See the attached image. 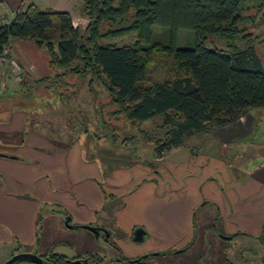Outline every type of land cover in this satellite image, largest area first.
Segmentation results:
<instances>
[{
  "label": "trees",
  "instance_id": "16d2710c",
  "mask_svg": "<svg viewBox=\"0 0 264 264\" xmlns=\"http://www.w3.org/2000/svg\"><path fill=\"white\" fill-rule=\"evenodd\" d=\"M248 1L82 0L78 12L89 20L84 29L68 10L30 4L0 24V58L5 52L9 56L15 38L45 48L53 73L34 80L37 90L45 83L49 89L64 86L58 91L61 99L78 104L79 84L85 83L99 99L94 111L115 141L120 127L113 120L123 116L130 127L141 129L144 121L162 116L166 136H146L162 155L264 108V64L249 41ZM184 29L194 32L193 45L178 46ZM128 33L132 40L113 41ZM69 75L78 77L75 89L67 85H72ZM24 102L19 96L11 101Z\"/></svg>",
  "mask_w": 264,
  "mask_h": 264
},
{
  "label": "crops",
  "instance_id": "0c3cea01",
  "mask_svg": "<svg viewBox=\"0 0 264 264\" xmlns=\"http://www.w3.org/2000/svg\"><path fill=\"white\" fill-rule=\"evenodd\" d=\"M81 2L5 0L0 7L9 11L8 18H13L16 11L30 4L68 10L75 23L80 17L75 15V8ZM14 56L22 61L13 68H7V78L26 81L36 78L35 71L44 75L53 73L47 65L48 51L33 40L13 39L8 59ZM26 59L30 60L34 72L28 68ZM9 63L12 62L9 60L6 66ZM4 89L0 88V135L23 129L27 111L29 107L32 109L27 100L12 104V99L19 95H10L15 91H10V87ZM19 97L23 98L22 95ZM243 117L232 123L231 127L249 121L256 124L255 120H249V117L243 120ZM81 138L73 141L70 147H42L37 151L35 148L28 149L29 142L41 146L48 143L33 134L27 135L24 146L18 149L27 152L30 160L16 151H1L0 241H11L17 237L27 246L39 242L46 251L63 239L60 236H56V240L51 238L53 226L42 228L43 232L41 228L38 229L41 209L49 201L66 205L73 225L109 227L120 251L127 257L150 250L176 249L195 236L196 243L188 253V264H199V244L204 238V226L214 220H218L225 231L231 232L247 230L258 233L264 224V179L251 176L248 181H241L235 175L236 167L231 169L219 154L216 155L227 141L220 139L202 153L197 149L195 139L191 143L193 153L190 154L186 148L185 155H181L184 159L168 157L173 148L158 155L156 145L151 144L149 159L146 158L150 165L137 162L130 167L118 166L105 172L98 159H93L94 152L89 157L86 155ZM136 226H143L147 232V241L142 244L129 241ZM72 229V233L76 234L71 235H76L77 243L82 244V248L77 249L78 253L96 250L93 245L96 238L91 232L83 230L85 228Z\"/></svg>",
  "mask_w": 264,
  "mask_h": 264
},
{
  "label": "rangeland",
  "instance_id": "374dc122",
  "mask_svg": "<svg viewBox=\"0 0 264 264\" xmlns=\"http://www.w3.org/2000/svg\"><path fill=\"white\" fill-rule=\"evenodd\" d=\"M78 10L79 6L75 8V15L80 17L75 20L74 24L79 25L84 29L89 20L85 16L80 15ZM244 10L245 16H253L252 21L248 23L249 30L247 32L251 34L249 41L250 44L253 45L255 53L261 58L264 64V0L248 1L244 4ZM8 15L9 11L7 9L5 10L4 7H0V24L11 21L12 18L11 16L8 18ZM155 30L160 31L159 27H156ZM132 39L133 33H128L114 39L113 41L122 44L123 42ZM193 43L194 32L189 29L181 30L177 39L178 46H189L193 45ZM208 44L210 45V43ZM9 60L12 63H9L10 65L6 66V63ZM21 61L22 60L18 58V56H14L13 59H8L6 62L0 64V88L3 90L6 87H10V91L15 90L14 93L11 92L9 94L22 95V99L27 100L29 105L32 106V109L29 107L27 111L28 116H26V126L23 129L17 131L12 130L7 134L2 133L0 135V153H2L1 151H16L30 160L31 157L26 154L27 152L25 153L22 149L18 148L19 146H24L25 141H27V135L31 134H33L34 137H40L41 141L45 140L44 143L48 144L41 146L38 144H32L34 142H29V145L27 146L29 150L32 148L37 150L42 147L49 149L52 147H70L73 146L71 145L73 141L82 137V145L85 147L83 148L86 149V155L89 157L94 152L95 156H93V159H98L101 168L103 167L105 172H110L112 168L118 166L130 167L137 162L149 164L146 158L149 159V153H151L150 150L153 146L151 144L154 143L148 141L146 136L159 140L166 136L168 127L163 125L162 116H155L150 120L144 121L141 129H138L130 127L131 125L126 121L125 117L120 115L122 117H119L118 121H112L120 127L117 132L120 139L115 141L114 139L116 136L114 135L115 133L113 130L108 126H104L103 122L100 121L94 111L99 99L94 92H89L85 83L80 82L79 84L81 90L78 91L77 100L78 102H81L78 104H83L84 107L79 109L77 102L74 100L69 104H66L59 96L58 91L66 89L64 86H56L55 88L49 89L48 87H44L45 83L44 85L39 86L38 91L36 88L37 83L35 84L34 80H38L46 75H44L45 73L43 74V72L35 71V69L29 64L30 60H27L26 62L28 63V68L31 69V72L35 71V79L24 81L23 79L17 80L15 77L16 80L14 78L12 79V77L7 78V68H13L14 66L21 64ZM47 65H49V60L47 61ZM29 72L28 69L27 73ZM51 72H53V70ZM68 80L72 82V85L67 84L70 85V90L75 89V86H78V77L69 75ZM76 80L77 83L75 82ZM109 100L110 97H107L104 99V102H108ZM70 108L77 111L76 114H73L72 111H70ZM109 108H117V105H112ZM246 117H249V120H255L256 124H254L253 121H249L247 124L239 123L234 128L231 127V123V125H227L226 128H216L209 133L195 135L191 139H186L185 143L182 145L173 147L174 150L168 154V157H180L181 159H184L185 157H181V155H185L186 148L187 151L192 154L193 149L191 147L193 146L191 143L195 139L197 140V149H200L202 153L207 151L208 148L213 146V144L215 145L221 139L227 142L219 149V152H216V155L219 154L221 159L230 166L231 169L234 166L236 167V169L233 168L235 170V175L241 181H248L251 176L255 179H264V108H253L245 115V117H243V120H246ZM80 119L84 121H81ZM201 135L204 136L202 137ZM89 148L92 151H90ZM234 162L235 164H233ZM102 183H104V181H102ZM55 188L57 189V187ZM66 189L70 190L71 188ZM41 211L42 220L40 219L39 221L38 229L41 228V232H43L42 228L46 229L47 226H53L54 233L51 234V238L56 240V236H60L63 238L61 240L66 243L65 246L58 244L57 248L53 251L56 252L62 250L67 252L68 249L70 253H74L77 251L78 247L82 248V244H78L76 241L77 236H72L73 234H76V232L72 233L73 229L65 224V219L70 215L67 213L68 207L66 205H62L55 201H49L47 204L43 205ZM1 226L2 224H0V227ZM78 234L79 233H77V235ZM245 238L249 239V237L240 234L236 237L235 241L230 242L233 245L238 244L236 248V250H238L240 247L239 241H242ZM97 239H99V241ZM114 241L116 242V240ZM252 242L256 243L257 241ZM93 245L99 249L100 254L102 255L100 259L104 261L116 259V254H114L115 251H111L110 243L107 242L103 236L96 238ZM255 246V249L259 252L257 251L254 255L259 264V262L261 263L260 259L264 257V247L261 250L257 243ZM19 249L21 251L23 249H37L40 253H47L48 251V249L45 251L40 246L39 242L33 246H27V244H23L20 238L14 237L11 241H0V263L8 260L12 254L16 253ZM151 252L157 251L153 250ZM142 254L146 255L149 254V252H143ZM244 254L247 255L246 253ZM249 254L252 255V253ZM249 254L248 256L250 257ZM148 256V258L151 259L157 258L158 255L152 256L150 254ZM253 259L254 257L251 256L250 260L242 261L246 264H256L255 262H251ZM144 260H147V258ZM115 262L119 264L116 260Z\"/></svg>",
  "mask_w": 264,
  "mask_h": 264
},
{
  "label": "flooded vegetation",
  "instance_id": "af4514ba",
  "mask_svg": "<svg viewBox=\"0 0 264 264\" xmlns=\"http://www.w3.org/2000/svg\"><path fill=\"white\" fill-rule=\"evenodd\" d=\"M72 220L70 221V223ZM93 225V224H90ZM96 228H98V232H94L90 229H87L89 232H91L92 235H94L95 238H99L100 236H103L104 239L110 243L111 251H115L114 254H116V259L110 260L111 262L115 260L119 262V264H188V253L193 250L194 244L196 243V238H192L190 242H188L185 245H182L179 248L176 249H162V250H156L157 252H151L153 250L147 251L149 254H139L133 257H127L123 254L122 251H120V246L117 242L114 240V233L113 231L104 225H93ZM145 228L143 226H136L130 235L129 241H131L134 244H142L147 241L148 235L145 230L144 239L142 241H136L134 240V233L136 228ZM83 228V227H80ZM205 233L202 237L203 240L199 244V255H198V263L199 264H246L242 260H250V257L253 256L255 259V253L258 251L255 249V244L261 248V250L264 247V224L260 226V231L258 233H252L247 230H237V231H225L224 226L220 225L218 220H214L210 224H207L204 226ZM240 234L249 237V239L242 241H239L240 247L238 250H236L238 244L233 245L230 241H235L236 237ZM99 241V239H97ZM252 241H257L256 243H253ZM61 239L59 242L54 243L50 248L48 249L47 253H40L39 250H17L16 253H13V255L21 252H35L38 255H40L43 258V261L45 264H74V261L80 260V264H100L104 262V260L100 259L101 254L98 248L95 247L94 252H87V253H78L77 251L74 253H70V251L67 249L66 251H53L55 248H57L58 244H62L65 246L66 243H64ZM67 248V247H66ZM180 249V250H178ZM259 252V251H258ZM262 252V251H261ZM246 253L247 255H245ZM249 253H252L250 255ZM158 255L157 258H151L149 259L148 255ZM250 255V257L248 256ZM11 256V257H12ZM10 257V258H11ZM9 258V259H10ZM128 258L135 260V262L129 263L127 260ZM147 258V260H144ZM251 260V262H255L258 264V261ZM240 262H238V261ZM7 261V260H6ZM5 261V262H6ZM261 263L264 264V257L260 259ZM243 262V263H242ZM4 262L0 263L3 264ZM12 264H37L33 260L29 258H19L15 260ZM248 264V263H247Z\"/></svg>",
  "mask_w": 264,
  "mask_h": 264
},
{
  "label": "water",
  "instance_id": "95a60500",
  "mask_svg": "<svg viewBox=\"0 0 264 264\" xmlns=\"http://www.w3.org/2000/svg\"><path fill=\"white\" fill-rule=\"evenodd\" d=\"M70 221H71V216H67L65 223L69 228L83 227V228L90 229L94 232H98V228H96L93 225H90V224L73 225L70 223ZM144 235H145V230L143 228L138 227L135 229L134 240L142 241L144 239ZM19 258H29V259L33 260L34 262H36L37 264H45L43 261V258L40 255H38L35 252H30V251L17 253L15 255H13L10 259H8L6 262H4L3 264H12L15 260H17ZM73 263L74 264H80V260L74 261ZM86 264H88V262H86ZM100 264H118V263H116L114 261H112V262L111 261H104Z\"/></svg>",
  "mask_w": 264,
  "mask_h": 264
},
{
  "label": "built area",
  "instance_id": "2783aa9c",
  "mask_svg": "<svg viewBox=\"0 0 264 264\" xmlns=\"http://www.w3.org/2000/svg\"><path fill=\"white\" fill-rule=\"evenodd\" d=\"M8 60V52H5L0 58V64ZM19 79V78H18Z\"/></svg>",
  "mask_w": 264,
  "mask_h": 264
}]
</instances>
